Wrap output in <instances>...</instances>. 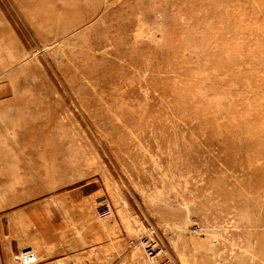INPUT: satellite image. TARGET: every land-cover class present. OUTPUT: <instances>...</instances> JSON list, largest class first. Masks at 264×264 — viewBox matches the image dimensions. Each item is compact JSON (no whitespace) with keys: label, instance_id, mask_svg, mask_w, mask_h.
<instances>
[{"label":"rangeland","instance_id":"rangeland-1","mask_svg":"<svg viewBox=\"0 0 264 264\" xmlns=\"http://www.w3.org/2000/svg\"><path fill=\"white\" fill-rule=\"evenodd\" d=\"M0 21V264H264V0Z\"/></svg>","mask_w":264,"mask_h":264},{"label":"bare ground","instance_id":"bare-ground-1","mask_svg":"<svg viewBox=\"0 0 264 264\" xmlns=\"http://www.w3.org/2000/svg\"><path fill=\"white\" fill-rule=\"evenodd\" d=\"M1 22V21H0ZM19 49V48H18ZM87 221V220H86ZM91 225V227L90 228H92V229H94L95 230V225L94 224H90L89 223V226ZM127 225H128V227H129V224H128V222H127ZM126 225V226H127ZM131 228V227H130ZM130 228H128V229H130ZM86 229V228H85ZM91 229V230H92ZM97 229V228H96ZM94 230H92V231H94ZM87 231V230H86ZM96 232H98L97 230H96ZM88 233V232H87ZM95 233V232H94ZM88 234H90V233H88ZM88 237H89V235H88ZM87 238V237H86ZM89 238H91V237H89ZM73 243H75L74 245H77L76 244V242H73ZM144 248V247H143ZM113 249L114 250H117V246H116V244H114V247L113 248H107V250H103V252L104 253H102V254H97L95 257H96V260H99V259H104L106 256H108V254L109 253H111V252H114L113 251ZM101 251V250H100ZM117 252H119V251H117ZM139 254V253H138ZM148 256L149 257H144V255L143 254H139L138 256H136V255H134L133 256V258L132 259H135V260H138V261H141L143 264H158V262L152 257V256H150L149 255V253H148ZM20 258V256H16L15 257V259H19ZM23 258V257H22ZM184 262V261H183ZM185 264H186V262H184ZM122 264H131V263H129V262H123Z\"/></svg>","mask_w":264,"mask_h":264},{"label":"built area","instance_id":"built-area-1","mask_svg":"<svg viewBox=\"0 0 264 264\" xmlns=\"http://www.w3.org/2000/svg\"><path fill=\"white\" fill-rule=\"evenodd\" d=\"M0 90H1V84H0ZM106 202V201H104ZM108 202L102 204L100 207H98V211L100 214L102 215H107L111 212V206L109 205V203L107 204Z\"/></svg>","mask_w":264,"mask_h":264}]
</instances>
